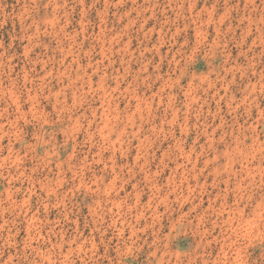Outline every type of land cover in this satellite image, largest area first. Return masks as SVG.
I'll return each instance as SVG.
<instances>
[{
    "label": "rangeland",
    "instance_id": "374dc122",
    "mask_svg": "<svg viewBox=\"0 0 264 264\" xmlns=\"http://www.w3.org/2000/svg\"><path fill=\"white\" fill-rule=\"evenodd\" d=\"M0 264H264V0H0Z\"/></svg>",
    "mask_w": 264,
    "mask_h": 264
}]
</instances>
